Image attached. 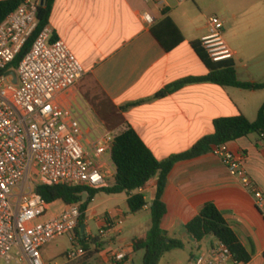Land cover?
Returning <instances> with one entry per match:
<instances>
[{"label":"crops","instance_id":"crops-1","mask_svg":"<svg viewBox=\"0 0 264 264\" xmlns=\"http://www.w3.org/2000/svg\"><path fill=\"white\" fill-rule=\"evenodd\" d=\"M209 7L215 8L216 16L224 22L225 39L235 52L233 60L239 79L264 82V0L55 1L48 26L54 36L68 44L85 68L76 89L65 98L66 105L80 118L85 133L94 136L109 130L116 135L131 127L155 156L164 160L189 150L211 134L218 118L241 113L250 120L258 116L264 104V89L200 80L160 95L179 81L209 74L192 46L193 41H201L209 33ZM165 10L185 38L172 51L162 47L152 34L153 25L144 20V14L149 13L157 23ZM259 140L258 135L251 134L228 145L244 156L248 176L264 194V144H259ZM113 169L116 172L115 166ZM111 179L114 177L109 184L115 181ZM157 184L158 177H154L138 190L145 194L148 205L137 213L131 212L127 193H98L86 211L85 233L97 235L90 222L101 228L109 220H122L120 231L109 229L106 236L97 237L98 242L86 241L90 246L85 257L73 261L67 258L60 264H116L115 253H124L126 264H136L133 240L151 227V202ZM87 197L84 193L83 201ZM163 200L167 212L162 227L171 238L183 241L182 249L190 251L191 264L218 241L212 235L196 241L186 230L187 223L208 202L215 203L224 213L251 254V260L244 264H264V209L258 208L254 193L242 178L232 175L214 152L177 162L168 176ZM66 206L63 200L50 203L45 219L59 215ZM142 211L149 212L148 220L137 218ZM121 213L129 215L124 219ZM139 229L144 231L127 236ZM45 246L43 257L52 264ZM66 252L59 256L67 257ZM24 260L31 264L27 258ZM0 262L6 264L1 258Z\"/></svg>","mask_w":264,"mask_h":264},{"label":"built area","instance_id":"built-area-1","mask_svg":"<svg viewBox=\"0 0 264 264\" xmlns=\"http://www.w3.org/2000/svg\"><path fill=\"white\" fill-rule=\"evenodd\" d=\"M185 1V0H180ZM41 0H25L0 23V258L6 264L19 261L12 253L31 264H47L42 247L80 228L82 202L67 204L57 216L46 218L50 203L37 192L38 185H84L99 189L109 185L115 173L112 159L115 136L105 130L90 136L80 118L66 105V95L76 89L85 74L82 62L62 39H53L46 26L30 51L13 69L18 82L7 72L10 65L38 27ZM144 20L153 25L149 13ZM209 33L201 43L213 61L233 59L235 52L224 35V22L218 16L209 19ZM264 144V138L258 141ZM234 176L254 193L257 206L264 209V194L244 168V156L228 143L214 147ZM113 169V170H111ZM123 221H107L97 235H82L85 241L120 231ZM80 238V235L77 234ZM85 246L66 252L69 260L87 255ZM117 261L124 253H115ZM15 261V263H14ZM244 264L234 258L230 248L217 241L203 252L195 264Z\"/></svg>","mask_w":264,"mask_h":264},{"label":"trees","instance_id":"trees-1","mask_svg":"<svg viewBox=\"0 0 264 264\" xmlns=\"http://www.w3.org/2000/svg\"><path fill=\"white\" fill-rule=\"evenodd\" d=\"M55 1L45 0L44 4H40L37 15L39 20L38 27L19 52L15 61L10 65L11 69L18 67L20 61L32 48L38 35L49 24ZM24 2L25 0H0V23ZM164 13V17L153 24L151 31L166 51H172L185 38L180 28L168 15L167 10ZM53 39H57V37L54 36ZM192 46L208 67L209 74L204 77L187 78L179 81L162 91L160 95L186 83L200 80L243 89H264V82L241 81L233 59L216 62L209 56L201 41H193ZM251 134L258 135L260 139L264 138V104L261 106L255 120H250L242 113L216 119L214 121V131L211 134L204 136L189 150L171 155L164 160L158 159L139 134L129 127L116 134L113 142L112 159L116 168L113 184L99 189L84 185H38L36 190L49 203L57 200H63L67 204L82 202L80 228L76 230V233L80 235V240L84 246L88 248L90 245L82 238L81 226L85 224L86 211L95 196L100 192L107 194L127 193L129 195L130 210L132 213H137L148 205L145 194L138 192V190L154 177H158L157 188L151 202V227L143 236L134 238L133 250L135 252L143 251L142 264H160L166 253L184 248L183 241L171 238L162 227V220L167 212L163 195L167 186L168 176L174 165L179 161L212 152L217 145L236 141ZM84 193L88 194L85 201H83ZM186 230L196 241H202L210 235L214 236L217 240L226 244L233 253L234 258L241 263H248L251 260V254L228 223L224 213L213 202L205 204L200 213L187 223ZM94 242H98V238H95ZM98 245L101 244L98 243ZM89 257L87 256L86 258ZM125 262L126 258L121 261L116 260V264H126Z\"/></svg>","mask_w":264,"mask_h":264},{"label":"rangeland","instance_id":"rangeland-1","mask_svg":"<svg viewBox=\"0 0 264 264\" xmlns=\"http://www.w3.org/2000/svg\"><path fill=\"white\" fill-rule=\"evenodd\" d=\"M198 10H199V8H198ZM199 11L201 12V10H199ZM206 15L208 17L216 16L217 13H216L215 8H213V7L207 8ZM256 117L254 119H251V120H255ZM111 170H113V169H111ZM113 180L114 179H111L112 182H113ZM110 184H111V182H110ZM149 199L150 198H148V200ZM121 215L124 219H126L129 214L127 215V214L121 213ZM138 217H142V218L147 217V220H148L150 217V214L148 211H142L141 213H139L137 218ZM149 225H150V221L147 222L146 227H149ZM89 226L96 233H98L100 230V228H98V226L93 222H90ZM142 231H144V230L139 229L138 232H134L133 234H127V236L130 237L132 235L133 236L138 235V234H141ZM81 235H82V233H81ZM74 246L75 247L84 246V244L82 243L80 238L77 236L76 232L70 233L68 235L59 237V238L51 241L50 243H48L45 246V248H46V251H47L49 257L52 259V264H55L56 262L58 264H60V263L67 261L68 259H67V257H65V254H63L62 256H59V255L64 251H68L69 249L73 248ZM17 251H18V248L15 247L13 249V252H12L17 257V259L19 261L17 264H29L23 258L20 259V255H16ZM142 256H143V251H139L136 253V255H135V258H136L135 263L136 264H142ZM191 261H192V256L190 254V251H188V250L185 251L183 249H176L173 252L166 254L165 257L163 258L161 264H191L190 263ZM14 263H15V261H14ZM0 264H5V263L0 262ZM69 264H79V263L70 262Z\"/></svg>","mask_w":264,"mask_h":264},{"label":"water","instance_id":"water-1","mask_svg":"<svg viewBox=\"0 0 264 264\" xmlns=\"http://www.w3.org/2000/svg\"><path fill=\"white\" fill-rule=\"evenodd\" d=\"M45 3V0H43L42 1V4H44ZM7 74L8 75H12L14 78H13V82L14 83H17L18 82V74H17V72L15 71V70H9L8 72H7ZM85 228H86V225L85 224H83L82 226H81V232L84 234V232H85Z\"/></svg>","mask_w":264,"mask_h":264}]
</instances>
